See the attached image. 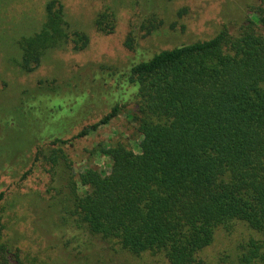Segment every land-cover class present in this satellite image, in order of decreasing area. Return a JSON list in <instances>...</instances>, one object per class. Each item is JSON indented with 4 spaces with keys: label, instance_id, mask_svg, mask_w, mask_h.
I'll return each instance as SVG.
<instances>
[{
    "label": "trees",
    "instance_id": "obj_1",
    "mask_svg": "<svg viewBox=\"0 0 264 264\" xmlns=\"http://www.w3.org/2000/svg\"><path fill=\"white\" fill-rule=\"evenodd\" d=\"M134 5L139 6L138 0ZM145 8L144 36L161 33L163 18L151 14L152 4ZM45 13L41 30L19 42L20 68L26 73L34 72L50 50L72 45L83 51L90 42L71 30L58 0L49 1ZM253 14L256 19H249L238 35L223 29L213 38L162 50L124 70L101 67L106 82L115 79L117 92L128 88L142 136L139 155L122 142L98 151L112 162L108 175L88 168L76 176L63 145L107 126L123 104L111 106L107 115L73 136L92 116L84 106L90 93L66 102L61 88L43 83L24 93L21 110L35 113L38 137L49 140L38 149L34 164L47 167V193L59 236L75 257L116 264L115 253L123 251L161 255L169 264H204L200 255L219 229L239 221L264 234V36L257 30L264 29V0ZM116 24L109 7L94 22L107 35ZM125 47L137 50L133 31ZM79 101L84 104L76 108ZM79 184L90 190L82 195ZM247 248L240 264L263 258L260 244L251 242Z\"/></svg>",
    "mask_w": 264,
    "mask_h": 264
},
{
    "label": "rangeland",
    "instance_id": "obj_2",
    "mask_svg": "<svg viewBox=\"0 0 264 264\" xmlns=\"http://www.w3.org/2000/svg\"><path fill=\"white\" fill-rule=\"evenodd\" d=\"M49 1L52 0H0V264H94L71 254L59 236L57 217L47 193V167L40 162L34 164L38 149H45L49 140L38 137L41 127L35 113L21 110L24 93L37 91L40 83L47 88H61L66 102H75L79 95L90 93V102L84 106L92 116L75 128L73 136L83 126L107 115L111 106L123 104L119 116L107 126L63 145L76 176L88 168L108 175L112 162L98 151L122 142L139 155L142 136L140 124L133 118L137 106L128 88L123 90L125 93L117 92L115 79L106 82L101 67L124 70L132 62L162 50L213 38L223 29L238 35L249 19H256L253 9L259 0H138L139 6L134 5L137 0H58L64 6L71 30L87 35L89 45L83 51H75L72 45L50 50L34 72L26 73L20 68L19 42L41 30ZM150 4L154 6L151 14L162 17L165 25L161 33L145 37L142 26L149 19L145 6L150 8ZM107 7L117 16L115 31L109 35L97 31L94 25L98 13ZM257 30L264 36V29L257 26ZM132 31L138 37L135 52L125 47ZM92 69L98 71V77ZM80 104L84 101H79L76 108ZM52 130L59 132L55 127ZM87 190L90 188L79 184L82 195ZM251 242L262 247L263 258L254 264H264V234L239 221L219 229L200 256L204 264H240L239 259ZM115 261L169 264L161 255L133 256L123 251L115 253Z\"/></svg>",
    "mask_w": 264,
    "mask_h": 264
}]
</instances>
